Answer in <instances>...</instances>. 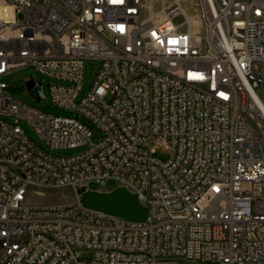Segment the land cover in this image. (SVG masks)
<instances>
[{
    "label": "built area",
    "instance_id": "obj_1",
    "mask_svg": "<svg viewBox=\"0 0 264 264\" xmlns=\"http://www.w3.org/2000/svg\"><path fill=\"white\" fill-rule=\"evenodd\" d=\"M197 7L0 0V115L16 118L0 120V264H264V0ZM88 59L100 68L79 100ZM23 68L66 83L49 84L53 102L101 138L8 95L4 77ZM21 119L53 150H84L52 155ZM108 178L131 183L146 222L93 218L79 198L27 202L31 191L108 192Z\"/></svg>",
    "mask_w": 264,
    "mask_h": 264
},
{
    "label": "rangeland",
    "instance_id": "obj_2",
    "mask_svg": "<svg viewBox=\"0 0 264 264\" xmlns=\"http://www.w3.org/2000/svg\"><path fill=\"white\" fill-rule=\"evenodd\" d=\"M183 5L187 9V12L190 16L198 17V0H183ZM20 20L23 17H19ZM185 17L183 15L178 16L174 23L176 25H181L184 23ZM100 68V61L88 59L84 62V75H83V91L81 92L80 98L85 97L88 92L93 87L96 79L97 74ZM34 79L36 83H43L42 86L39 87L41 91L45 94V99L41 102H38L35 98H33L27 89L26 83L30 80ZM4 81L8 85V89L6 93L12 96L14 99L22 102L26 106L30 108H34L40 113L46 115H54V116H64V117H73L76 119H81L84 123H86L93 131L94 137L93 140L97 142L101 138L100 131L90 122L85 120L84 118H80L79 115L75 112H71L66 109L59 108L52 100L51 97V88L50 83L53 85H66V83L59 82L57 80L50 79L44 75L39 74L32 68H23L17 71L12 72L11 74L4 77ZM1 121H6L10 124H14L16 118L7 117L0 115ZM20 127L29 137V139L39 148L43 149L44 151L56 155V156H71L82 152L84 149H75V150H62L51 149L46 142L41 138L37 130L30 125L25 120H19ZM171 156V152L164 148H159L155 154L153 155L154 158L161 160L163 162L167 161ZM95 188V185H91ZM117 187V183L114 181H109L106 184V189L113 190ZM77 193L72 188H64V189H50V190H40V191H31V194L27 200L30 205L33 206H51V205H59L63 203H71L77 200Z\"/></svg>",
    "mask_w": 264,
    "mask_h": 264
},
{
    "label": "water",
    "instance_id": "obj_3",
    "mask_svg": "<svg viewBox=\"0 0 264 264\" xmlns=\"http://www.w3.org/2000/svg\"><path fill=\"white\" fill-rule=\"evenodd\" d=\"M26 86L28 90H31L34 86L33 80L28 81ZM30 95L39 101L36 89H33ZM77 196L84 207L104 214L137 223H144L148 219V209L141 204L138 195L125 187H116L108 192L82 187L77 190Z\"/></svg>",
    "mask_w": 264,
    "mask_h": 264
},
{
    "label": "bare ground",
    "instance_id": "obj_4",
    "mask_svg": "<svg viewBox=\"0 0 264 264\" xmlns=\"http://www.w3.org/2000/svg\"><path fill=\"white\" fill-rule=\"evenodd\" d=\"M191 20L192 22L195 21V19L193 17H191ZM109 181H114L115 183H117V178H108L106 181H105V189H106V184L109 182ZM124 187L131 191V183H124ZM92 217L93 218H101V212H98V211H95V210H92Z\"/></svg>",
    "mask_w": 264,
    "mask_h": 264
},
{
    "label": "snow or ice",
    "instance_id": "obj_5",
    "mask_svg": "<svg viewBox=\"0 0 264 264\" xmlns=\"http://www.w3.org/2000/svg\"><path fill=\"white\" fill-rule=\"evenodd\" d=\"M173 42H175V41H173Z\"/></svg>",
    "mask_w": 264,
    "mask_h": 264
}]
</instances>
